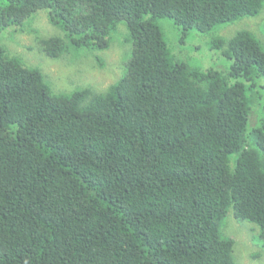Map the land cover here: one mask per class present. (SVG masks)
<instances>
[{"label": "trees", "instance_id": "1", "mask_svg": "<svg viewBox=\"0 0 264 264\" xmlns=\"http://www.w3.org/2000/svg\"><path fill=\"white\" fill-rule=\"evenodd\" d=\"M263 6L0 0V34L47 10L64 32L40 38L50 58L109 47L119 22L133 44L107 89L67 92L0 42V264H236L221 232L230 209L260 227L264 245V115L251 123L264 110L257 28L214 36L225 67L202 69L175 57L158 22L187 35Z\"/></svg>", "mask_w": 264, "mask_h": 264}, {"label": "rangeland", "instance_id": "2", "mask_svg": "<svg viewBox=\"0 0 264 264\" xmlns=\"http://www.w3.org/2000/svg\"><path fill=\"white\" fill-rule=\"evenodd\" d=\"M35 15V14H34ZM47 10H39L21 26L10 25L0 34V42L10 52L20 54L32 66L40 67L48 75L55 90L71 92L80 86H89L95 90H105L123 77L132 56L133 44L129 40V31L124 22H119L114 30L109 47L103 49H71L60 57L50 58L42 49L40 38L47 35L63 36V29L49 22ZM33 20L34 31L21 30ZM172 53L190 66L208 69H223L227 60L222 51L213 49L210 41L214 36L231 38L241 29L252 30L264 47V6L256 16H247L235 21L219 24L209 31L196 28L186 30L177 27L171 18L158 20ZM39 36V38H38ZM259 80V82H258ZM264 82V76L257 78V90ZM264 101V99H263ZM264 107V103H262ZM264 110L256 106L251 115V123L259 121ZM223 236L234 240L236 264H264V245L260 237V227L248 220H239L233 210L221 222Z\"/></svg>", "mask_w": 264, "mask_h": 264}]
</instances>
